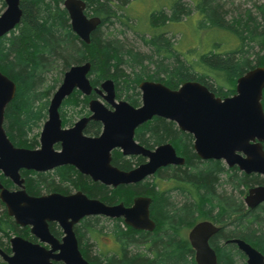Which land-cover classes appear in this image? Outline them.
Wrapping results in <instances>:
<instances>
[{
	"label": "trees",
	"instance_id": "1",
	"mask_svg": "<svg viewBox=\"0 0 264 264\" xmlns=\"http://www.w3.org/2000/svg\"><path fill=\"white\" fill-rule=\"evenodd\" d=\"M84 1L85 13L100 18L88 44L71 30L63 0H20L19 23L0 37V71L16 84L3 121L14 145L32 147L37 143L36 130L46 118L49 98L72 64L88 61L91 85L111 79L116 97L131 104L139 102L138 84L143 80L159 81L170 88L196 80L215 95L226 96L234 91L237 77L255 66H264V1L254 4L253 11L243 9L230 16L220 0H190V4L168 0L141 14L131 10L130 0ZM3 8L4 2L0 0V12ZM183 18L194 21V31L211 36L222 32L230 39L212 37L205 43L201 39L195 46L180 48L172 43L168 33ZM129 29L138 44L126 36ZM86 100V96L74 90L63 100L60 110L77 116L85 110ZM261 104L264 110V88ZM61 116L66 124L68 118ZM136 135L146 146L171 142L185 162L157 171L170 175L172 188L161 191L157 183L150 181L128 187L153 197L152 231L135 230L118 219L109 220L107 231L115 247L109 251L99 249L90 256L94 244L89 239L95 241L102 226H96L98 217H87L79 223V247L90 264H196L181 228L204 214L230 223L215 239L239 237L264 254V203L245 211L237 193L241 185L256 182L257 176L238 174L234 168L224 170L218 161H202L192 151L190 136L164 119L153 117L137 129ZM120 159L117 155L113 162L118 165L122 163ZM30 174L26 183L32 194L65 193L79 186L89 196L107 203L120 198L121 188L110 190L92 183L69 166L57 167L48 175ZM2 182L10 184L3 178ZM16 227L0 203L1 235L8 236ZM216 256L217 264H245L239 261L243 255L233 244L218 248Z\"/></svg>",
	"mask_w": 264,
	"mask_h": 264
},
{
	"label": "water",
	"instance_id": "2",
	"mask_svg": "<svg viewBox=\"0 0 264 264\" xmlns=\"http://www.w3.org/2000/svg\"><path fill=\"white\" fill-rule=\"evenodd\" d=\"M3 1L0 37L14 29L22 15L20 0ZM62 6L68 14L71 30L88 44L100 18L87 16L84 0H63ZM89 70L87 61L72 64L63 72L49 99L37 149L16 147L7 137L3 128L4 110L15 94L16 84L0 71V173L20 188L11 191L0 182V201L16 224L31 226V233L51 246L46 249L39 243L13 236L9 239L10 253L0 249V257L6 264H54L53 261L90 264L81 254L73 230L74 225L86 216L122 217L125 224L136 230L154 229L155 222L149 212L151 198L148 196L134 197L129 207L121 202L107 205L81 191L67 195L31 196L23 189L24 180L19 174L20 169L45 171L71 164L95 181L116 186L138 182L159 167L182 164L184 159L176 155L170 143L151 150L135 141V128L153 116L171 120L182 131L190 133L193 149L199 158L222 159L226 165H236L246 174L264 175V110L261 104L264 66H255L237 77L235 92L223 98L194 80L184 81L176 89L159 81L143 80L138 84L141 103L137 107L115 99L111 79L93 88L88 78ZM74 90L83 95L92 91L98 93L113 109L93 98L89 101L91 115L79 119L70 128H63L58 110ZM90 119L102 124L98 137L82 133L85 122ZM55 143H59L60 149H54ZM114 148H120L126 155L140 154L148 160L130 171H120L110 165V151ZM243 200L250 208L264 202V185L247 189ZM49 221L56 222L62 229L61 242L50 234ZM217 230L218 227L209 221L198 222L190 229L188 240L196 264H217L216 254L208 244L209 237ZM226 242L236 245L245 257V264H264V254L244 239L231 238Z\"/></svg>",
	"mask_w": 264,
	"mask_h": 264
},
{
	"label": "flooded vegetation",
	"instance_id": "3",
	"mask_svg": "<svg viewBox=\"0 0 264 264\" xmlns=\"http://www.w3.org/2000/svg\"><path fill=\"white\" fill-rule=\"evenodd\" d=\"M4 2V1H3ZM4 7H5V4H4ZM4 9V8H3ZM3 11V10H2ZM1 11V12H2ZM0 12V13H1ZM9 33V32H8ZM7 33V34H8ZM63 75V74H62ZM62 78V77H61ZM89 78V77H88ZM104 80H106V79H104ZM103 80V81H104ZM90 81V80H89ZM102 81V82H103ZM187 81V80H186ZM194 81H196V80H194ZM184 82V81H183ZM199 82V81H198ZM201 83V82H200ZM181 84V83H180ZM179 84V85H180ZM235 84H236V81H235ZM59 85V84H58ZM57 85V86H58ZM99 85L100 84H98V86H93L92 85V87L94 88V87H99ZM178 85V86H179ZM204 85V84H203ZM177 86V87H178ZM206 86V85H205ZM176 87V88H177ZM207 87V86H206ZM170 88V87H169ZM176 88H172V89H176ZM208 88V87H207ZM56 89V88H55ZM209 89V88H208ZM139 90V89H138ZM210 90V89H209ZM211 91V90H210ZM54 92V91H53ZM104 94H105V92L104 91H102ZM114 92H115V87H114ZM140 92V91H139ZM213 92V91H212ZM233 92H235V88H234V91ZM214 93V92H213ZM215 94V93H214ZM83 95V94H82ZM231 95H233V93H231L230 95H226V96H219V97H221V98H223V97H227V96H231ZM83 96H86L87 97V100H86V103H85V106H86V108H85V110H83V112L81 113V114H79L76 118H75V120H72V119H69V121L66 123V124H63V120H62V116L61 115H63L64 113H63V111L62 110H60L61 109V105H62V103H61V105H60V107H59V115H60V118H61V124H62V127L63 128H70V127H72L73 125H74V123L76 122V121H78L79 119H82V118H86V117H89L90 115H91V111H90V109H89V101L91 100V99H93V98H97V99H99L101 102H103L104 104H105V106L108 108V109H110V110H112L113 109V107H111L108 103H106L102 98H101V95L100 94H98V93H95V92H91V94H89V95H83ZM216 96H218V95H216ZM51 97V96H50ZM141 97V96H140ZM50 99V98H49ZM115 99L118 101V100H125L124 98H117L116 97V93H115ZM125 101H127V100H125ZM63 102V101H62ZM128 102V101H127ZM48 103H49V101H48ZM130 105H132V106H134V107H137V106H139L140 105V103H141V100L139 99V102L137 103V104H131L130 102H128ZM47 107H48V105H47ZM75 117V116H74ZM153 117H158V116H153ZM152 117V118H153ZM46 118H47V109H46ZM45 118V119H46ZM152 118H150L149 120H151ZM158 118H161V119H164V120H166V121H169V122H172L173 124H174V126L176 127V129L177 130H179V131H181V132H183V133H185V134H187V135H189L190 136V141H191V146H192V151L194 152V154L196 155V153H195V151H194V149H193V136L190 134V133H188V132H185V131H182L177 125H176V123L175 122H173V121H171V120H168V119H166V118H162V117H158ZM149 120H147V121H149ZM45 121V120H44ZM43 121V122H44ZM147 121H145V122H143V123H141L138 127H136L135 128V131H134V139H135V141L137 142V143H139L140 145H142L144 148H147V149H151V150H153L155 147H157L158 145H161V144H165V143H170L171 145H172V147L174 148V150H175V153H176V155L177 156H179V157H182L183 159H184V162H185V158L183 157V156H181L177 151H176V149H175V147L173 146V144L171 143V142H169V141H164V142H161V143H159V144H154V145H151V146H146V145H144V144H142L137 138H136V132H137V129L141 126V125H143L144 123H146ZM43 122H42V124H43ZM91 124H93V125H91ZM93 126V127H92ZM41 127H42V125H41ZM41 130V129H40ZM101 131H102V124H101V122L100 121H97V120H92V119H90V120H88V121H86L85 122V124H84V127H83V129H82V133H83V135H85V136H88V137H98L99 135H100V133H101ZM40 132V131H39ZM8 137V136H7ZM10 140V139H9ZM12 143V142H11ZM13 144V143H12ZM14 145V144H13ZM39 133H38V136H37V143L34 145V146H32V147H29V146H17V145H14V146H16V147H24V148H28V149H37L38 147H39ZM262 145H263V149H264V142L262 143ZM54 149H60V147H59V143H55L54 144ZM117 155H119L120 156V161L122 162V163H118V165L117 164H115L113 161H114V158H115V156H117ZM197 156V155H196ZM198 157V156H197ZM199 158V157H198ZM199 159H201V158H199ZM148 160V158L147 157H144V156H142V155H140V154H138V155H135V154H123V152H122V150L120 149V148H114V149H112L111 151H110V165L111 166H113V167H115L116 169H118V170H120V171H125V172H127V171H130L131 169H133V168H135V167H137V166H139L140 164H142V163H144V162H146ZM202 161H206V160H214V161H218L219 162V164H220V166L224 169V170H228V169H230V168H234L237 172H238V174L239 173H241V174H246L245 172H243V171H241L240 169H238V167L236 166V165H234V166H228V165H226V163L222 160V159H201ZM184 162L182 163V164H168V165H165V166H162V167H159L154 173H152V174H150V175H147L146 177H144L142 180H140V181H138V182H134V183H119V184H117L116 186H113V185H106V184H104L103 182H101L100 180H97V181H95V180H93L89 175H87V174H85V173H82V172H80L77 168H75L73 165H71V164H65V165H60V166H56V167H54V168H52V169H49V170H45V171H36V170H32V169H20V171H19V174H20V176H21V178H23V183H22V185H23V189L25 190V192L28 194V195H31V196H41V195H45V194H50V193H60V194H63V195H67V194H72V193H75V192H77V191H81L83 194H85L87 197H89V198H95V199H99L101 202H103V203H105V204H107V205H114V204H118V203H122L125 207H129V206H131L132 205V203H133V199H134V197H136V196H138V195H142V196H148V197H150L151 198V203H150V206H149V212H150V217L152 218V216H151V204H152V201H153V197L151 196V194H148V195H145V193H142V192H136V191H132V190H129L128 189V187L129 186H131V185H135V184H137V183H140V182H144V181H150V183L151 184H153V183H157L159 186V189L162 191V190H167V189H169V188H172V184H173V182H171V178H170V175H168V174H164V173H158L157 171L158 170H160V169H162V168H168V167H174V166H181V165H183L184 164ZM123 164V165H122ZM122 165V166H121ZM61 166H69V167H71V168H73L76 172H78L79 174H81L83 177H85L86 179H88L89 181H91L92 183H98V184H101V185H104V186H106L108 189H110V190H115V189H117V188H121V190H120V192L119 193H123V194H126V196H128L129 198H127V199H122V198H119V199H117L116 201H114V202H112V203H107V202H105V201H103L102 199H100V198H98V197H93V196H89L86 192H84V190L81 188V187H75V188H71L68 192H65V193H61V192H57V191H41V192H39V193H37V194H32V193H30L28 190H27V183H26V179H27V175L29 176V175H31L30 173H35V174H46V175H48L50 172H52V171H54L57 167H61ZM246 175H255V176H257V180H258V177L259 176H264V175H260V174H258V173H249V174H246ZM2 178H3V180H5V181H9V185H5L3 182H2ZM0 182H1V184L5 187V188H7L8 190H11V191H14V190H18V189H20V188H18L8 177H5V176H3L2 175V173H0ZM264 181L263 180H261V181H256V182H252V183H250V184H247V185H245V184H243V185H241V187L238 189V191H237V193H238V196H239V200L241 201V203H242V207H243V209L245 210V211H250V210H252V209H254V208H257V207H259L261 204H263L264 202H261V203H259V204H257V205H255V206H253V207H248L246 204H245V202H244V200H243V198H244V195H245V192L247 191V189H249L250 187H254V186H258V185H264V183H263ZM166 185V186H165ZM161 186V187H160ZM244 189V190H243ZM0 203L3 205V208H4V210H5V212H6V209H5V206H4V204L0 201ZM6 214H7V212H6ZM7 216H9L8 214H7ZM10 217V216H9ZM87 217H98L99 218V220L100 219H102V220H115V219H118V220H120L121 221V223H122V225H124V226H127V227H130V226H128L127 224H125L124 223V221H123V218L122 217H117V218H110V217H106V216H103V215H96V216H86V217H84V218H87ZM12 220H13V218L12 217H10ZM84 218H82L78 223H76L75 225H74V227H73V230H74V233H75V236H76V239H77V243H78V248H79V250H80V252H81V249H80V247H79V241H78V236H77V230H76V228L78 227V225H79V223L84 219ZM152 220H153V218H152ZM154 221V220H153ZM201 221H209V222H211L214 226H216V227H218V230L215 232V233H213L210 237H209V239H208V244H209V246H210V248L215 252V254H217V249L218 248H220L221 246H225L226 244H233V243H228V242H226V240H228V239H231V238H239V237H221V238H217V239H215L216 238V236H218V234H220L221 232H223V231H225V229L226 228H228V227H230V223H229V221H220L218 218H215L214 217V215L212 214H204V217H200L199 215L196 217V219L190 224V225H186L185 227L184 226H182V228H181V232L183 233V232H185L186 231V228H187V233H186V238H187V241H188V243H189V245H190V242H189V240H188V233H189V231H190V229L196 224V223H198V222H201ZM13 222H14V220H13ZM155 222V221H154ZM15 223V222H14ZM15 225L17 226L16 227V229H15V231L14 232H10V233H12L13 235L12 236H10V237H8V241H7V244H1L0 245V249H2L5 253H10V243H9V239L11 238V237H13V236H20L21 238H23V239H26V240H28V241H30V242H33V243H39L41 246H44L46 249H50L51 248V246H50V244H48V243H46V242H41L40 240H39V238H37L34 234H32L31 233V231H30V228H31V226H29V225H26V226H21V225H18V224H16L15 223ZM47 227H48V230H49V232H50V234L54 237V238H56L59 242H61V238H62V236H63V232H62V229L60 228V226L56 223V222H52V221H49V222H47ZM131 228V227H130ZM155 228V227H154ZM132 229H134V228H132ZM184 229V230H183ZM136 230V229H135ZM142 231H145V230H142ZM6 238H7V236H5ZM235 247H236V245L235 244H233ZM190 247H191V245H190ZM192 248V247H191ZM236 249L238 250V251H240L237 247H236ZM192 250H193V248H192ZM55 252H57V250L55 251ZM193 252H194V250H193ZM241 252V251H240ZM81 254H82V252H81ZM83 255V254H82ZM243 255V254H242ZM244 256V255H243ZM83 257L85 258V256L83 255ZM217 257V256H216ZM1 258V257H0ZM2 259V258H1ZM3 261V260H2ZM4 262V261H3ZM5 264H6V262H4ZM53 263L54 264H63L61 261H57V262H54L53 261Z\"/></svg>",
	"mask_w": 264,
	"mask_h": 264
},
{
	"label": "rangeland",
	"instance_id": "4",
	"mask_svg": "<svg viewBox=\"0 0 264 264\" xmlns=\"http://www.w3.org/2000/svg\"><path fill=\"white\" fill-rule=\"evenodd\" d=\"M184 1L190 4V0H184ZM263 1L264 0H220L224 10L228 12L229 16L243 9H251L253 11L255 8L254 4H260ZM129 2H130V6L132 7V9L129 7L128 9L133 10L135 13L139 12L141 14V13H144L147 9H150L151 6L158 7L159 4H165V2H168V0H130ZM133 23L134 22H132V24ZM171 27H173V29L171 28V33H168V36L170 37V40L172 41V43L180 46V48H186L188 46H195L196 41L201 42V39L204 40V43H205L207 42V40H209L212 37H218L220 38V40L221 39L226 40V38L230 39V37L226 33H222V32H219V33L214 32V34L211 36V34L209 35L205 34L204 31H200V32L194 31L193 30L194 21L192 19L188 21L183 18L180 24H178L177 26H171ZM125 33L130 41L134 42L135 44H138L136 42L137 41L136 37L132 35L133 33L132 31H130V29L127 30ZM224 49H228V48H224ZM234 88H235V85L233 87V90ZM231 93H234V92L232 91ZM63 113H64L63 115L65 116V118H68V120L69 119L75 120V118L78 116L77 115L74 117L72 116L70 112L65 113V111H63ZM40 129H41V126L36 131L39 133ZM261 180L264 181V176H259L257 182ZM145 195H148V193H145ZM119 196L122 199L129 198L128 196H126V194H123V193H119ZM179 199L180 198L177 197L176 201H179ZM96 226L97 227L102 226V229L100 228L101 232L96 237L97 240L95 239L94 241L93 239H89V241L93 242L94 244V246L91 247V253L89 254L90 256H93V254H96L99 249L104 250V251L106 250L109 251L115 247L113 238L108 235V231H107V227L110 226V221L100 219L98 220ZM186 233H187V228L185 231V236H186ZM12 235H13L12 233H9L6 238L5 236H2L0 233L1 244L3 245L7 244L8 237ZM239 261L245 263V257L243 256L242 258L239 259ZM0 264H5L1 258H0Z\"/></svg>",
	"mask_w": 264,
	"mask_h": 264
}]
</instances>
